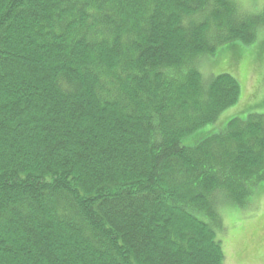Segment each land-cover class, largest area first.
Wrapping results in <instances>:
<instances>
[{
	"label": "trees",
	"instance_id": "obj_1",
	"mask_svg": "<svg viewBox=\"0 0 264 264\" xmlns=\"http://www.w3.org/2000/svg\"><path fill=\"white\" fill-rule=\"evenodd\" d=\"M238 0H0V264H225L221 202L264 182V114L194 146L241 86Z\"/></svg>",
	"mask_w": 264,
	"mask_h": 264
},
{
	"label": "rangeland",
	"instance_id": "obj_2",
	"mask_svg": "<svg viewBox=\"0 0 264 264\" xmlns=\"http://www.w3.org/2000/svg\"><path fill=\"white\" fill-rule=\"evenodd\" d=\"M250 12L264 8V0H238ZM199 68L207 80L229 72L238 79L239 100L219 118L184 135L182 143L194 146L207 136L222 131L234 117L246 118L250 113L264 114V28L251 43L236 40L223 44L214 55L199 58ZM223 225L215 226L222 240L225 264H264V182L258 185L249 203L221 202Z\"/></svg>",
	"mask_w": 264,
	"mask_h": 264
}]
</instances>
